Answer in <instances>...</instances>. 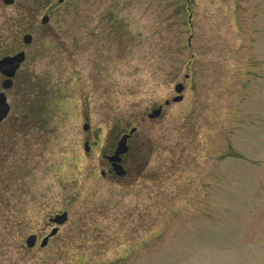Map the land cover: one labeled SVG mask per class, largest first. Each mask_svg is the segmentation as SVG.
Returning a JSON list of instances; mask_svg holds the SVG:
<instances>
[{
	"label": "rangeland",
	"instance_id": "rangeland-1",
	"mask_svg": "<svg viewBox=\"0 0 264 264\" xmlns=\"http://www.w3.org/2000/svg\"><path fill=\"white\" fill-rule=\"evenodd\" d=\"M22 51L0 264H264V0H0V56ZM133 126L114 181L104 156Z\"/></svg>",
	"mask_w": 264,
	"mask_h": 264
},
{
	"label": "water",
	"instance_id": "water-1",
	"mask_svg": "<svg viewBox=\"0 0 264 264\" xmlns=\"http://www.w3.org/2000/svg\"><path fill=\"white\" fill-rule=\"evenodd\" d=\"M4 4H12L13 0H3ZM59 2H62V0H59ZM48 22V16H44L41 20L42 24H45ZM22 41L25 45H28L32 41V37L29 34H25L22 37ZM24 60V53L18 52L12 56L6 55L0 58V73L5 76V79L1 82V88L6 90L9 89L12 85V78L15 75L16 70L18 69L21 62ZM187 76V75H186ZM184 86L182 83H177L174 87V90L177 93H181ZM182 99V95H177L171 99L173 102H179ZM169 103L168 100L164 102L165 105ZM10 109L9 104L7 103L6 96L3 92H0V122L6 117ZM162 111V105L156 106L147 114L148 118H156L161 115ZM89 128V125L85 123L83 125V129L87 130ZM135 129L132 128L128 134H123L119 140L116 143L115 150L112 155L107 156L109 162H111L114 172L118 176H122L125 174V171L123 170L122 166L120 165L121 162V156L127 152V140L129 139L130 135L133 133ZM84 149L85 151L89 150L88 141L84 143ZM67 220V213L63 212L61 214H56L54 217L50 218L49 221L52 223H56L58 225L63 224ZM58 228L54 227L51 229L48 235H46L40 242V247H44L47 244L48 238L55 235ZM36 241V236L34 234H31L27 236L25 239V244L28 248H31L34 246Z\"/></svg>",
	"mask_w": 264,
	"mask_h": 264
},
{
	"label": "trees",
	"instance_id": "trees-1",
	"mask_svg": "<svg viewBox=\"0 0 264 264\" xmlns=\"http://www.w3.org/2000/svg\"><path fill=\"white\" fill-rule=\"evenodd\" d=\"M145 141L142 142V144L144 143ZM133 143V144H132ZM137 143L136 142H131V144L129 145V152L124 156V161H125V164H126V168L128 169L129 167V164L130 163H134V162H138L139 161V155L140 154H137V152L135 151V149H139V148H135V145ZM137 146V145H136ZM146 161V159H144V162Z\"/></svg>",
	"mask_w": 264,
	"mask_h": 264
},
{
	"label": "flooded vegetation",
	"instance_id": "flooded-vegetation-1",
	"mask_svg": "<svg viewBox=\"0 0 264 264\" xmlns=\"http://www.w3.org/2000/svg\"><path fill=\"white\" fill-rule=\"evenodd\" d=\"M0 78L3 79L4 77L0 74ZM105 154H106V153H104V154H102V155L104 156ZM107 154H108V153H107ZM122 165H123V167H124L123 162H122ZM108 173H109V175L113 178L114 181H119V180L121 179V178H118V177H117V176L111 171L110 166H109ZM101 175H102L103 177L106 176V172H105V170H102V171H101ZM47 223L50 224L48 221H47ZM50 225H53V226H54V224H50ZM50 227H51V226H50ZM37 238H38V236H37Z\"/></svg>",
	"mask_w": 264,
	"mask_h": 264
}]
</instances>
